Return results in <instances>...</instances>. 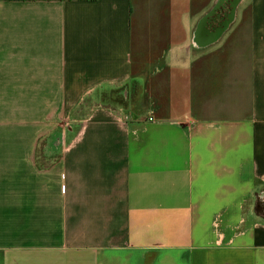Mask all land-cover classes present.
<instances>
[{
	"label": "crops",
	"instance_id": "obj_1",
	"mask_svg": "<svg viewBox=\"0 0 264 264\" xmlns=\"http://www.w3.org/2000/svg\"><path fill=\"white\" fill-rule=\"evenodd\" d=\"M264 0H0V264H264Z\"/></svg>",
	"mask_w": 264,
	"mask_h": 264
},
{
	"label": "trees",
	"instance_id": "obj_2",
	"mask_svg": "<svg viewBox=\"0 0 264 264\" xmlns=\"http://www.w3.org/2000/svg\"><path fill=\"white\" fill-rule=\"evenodd\" d=\"M258 211L262 213L264 207L263 204L259 201L258 205H257Z\"/></svg>",
	"mask_w": 264,
	"mask_h": 264
}]
</instances>
